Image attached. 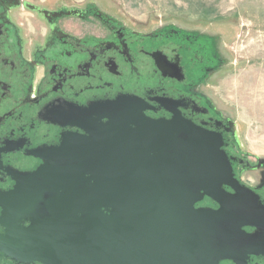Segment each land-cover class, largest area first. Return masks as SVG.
I'll list each match as a JSON object with an SVG mask.
<instances>
[{"label":"water","instance_id":"95a60500","mask_svg":"<svg viewBox=\"0 0 264 264\" xmlns=\"http://www.w3.org/2000/svg\"><path fill=\"white\" fill-rule=\"evenodd\" d=\"M145 109L130 96L90 105L73 121L83 135L15 175L0 199V252L41 264H218L250 253L241 229L259 225L261 207L233 178L220 136ZM205 197L217 209L196 207Z\"/></svg>","mask_w":264,"mask_h":264},{"label":"flooded vegetation","instance_id":"af4514ba","mask_svg":"<svg viewBox=\"0 0 264 264\" xmlns=\"http://www.w3.org/2000/svg\"><path fill=\"white\" fill-rule=\"evenodd\" d=\"M41 3L0 0V199L14 176L39 168L63 136L83 135L73 121L90 105L135 97L150 119L176 113L220 136L233 178L261 209L259 225L241 229L250 253L218 264H264V161L241 153L232 122L206 95L222 63L216 37L170 24L143 30L91 3ZM196 207L218 206L205 197ZM0 264L41 263L0 252Z\"/></svg>","mask_w":264,"mask_h":264},{"label":"rangeland","instance_id":"374dc122","mask_svg":"<svg viewBox=\"0 0 264 264\" xmlns=\"http://www.w3.org/2000/svg\"><path fill=\"white\" fill-rule=\"evenodd\" d=\"M33 1L50 6L91 3L143 30L170 24L215 36L222 63L206 95L232 122L241 153L264 161V0Z\"/></svg>","mask_w":264,"mask_h":264}]
</instances>
